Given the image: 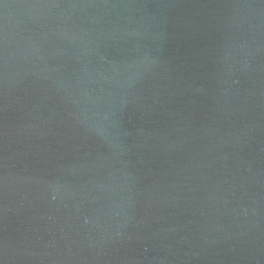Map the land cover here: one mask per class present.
Segmentation results:
<instances>
[{
	"label": "water",
	"instance_id": "water-1",
	"mask_svg": "<svg viewBox=\"0 0 264 264\" xmlns=\"http://www.w3.org/2000/svg\"><path fill=\"white\" fill-rule=\"evenodd\" d=\"M0 264H264V0H0Z\"/></svg>",
	"mask_w": 264,
	"mask_h": 264
}]
</instances>
